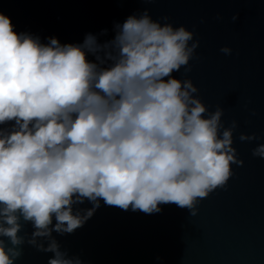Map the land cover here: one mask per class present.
Masks as SVG:
<instances>
[{
    "label": "clouds",
    "instance_id": "9594fccd",
    "mask_svg": "<svg viewBox=\"0 0 264 264\" xmlns=\"http://www.w3.org/2000/svg\"><path fill=\"white\" fill-rule=\"evenodd\" d=\"M113 30L103 41L107 28L82 42L45 40L0 11V264H15L25 243L52 253L48 264H86L58 235L102 203L145 213L174 203L195 215L244 163L239 122L226 126L224 108L211 110L191 77L174 74L191 69L195 29L144 8ZM252 151L264 158V142Z\"/></svg>",
    "mask_w": 264,
    "mask_h": 264
},
{
    "label": "water",
    "instance_id": "95a60500",
    "mask_svg": "<svg viewBox=\"0 0 264 264\" xmlns=\"http://www.w3.org/2000/svg\"><path fill=\"white\" fill-rule=\"evenodd\" d=\"M144 8L195 29L200 45L191 69L174 74L191 77L211 110L222 106L226 126L239 122L234 143L244 163L200 199L195 215L174 203L153 213L102 203L82 228L58 238L86 264H264V158L252 151L264 140H240L243 132L264 134V0H0L18 31L62 42L105 28L100 39H110L114 22ZM226 44L230 55L220 51ZM31 231L26 224L22 234ZM22 247L15 264H48L52 253Z\"/></svg>",
    "mask_w": 264,
    "mask_h": 264
}]
</instances>
